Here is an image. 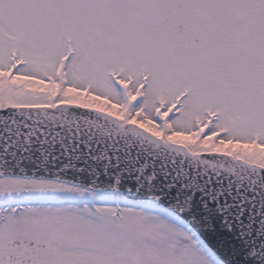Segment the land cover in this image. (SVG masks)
Segmentation results:
<instances>
[{
	"label": "snow or ice",
	"instance_id": "1",
	"mask_svg": "<svg viewBox=\"0 0 264 264\" xmlns=\"http://www.w3.org/2000/svg\"><path fill=\"white\" fill-rule=\"evenodd\" d=\"M0 264H264V0H0Z\"/></svg>",
	"mask_w": 264,
	"mask_h": 264
}]
</instances>
